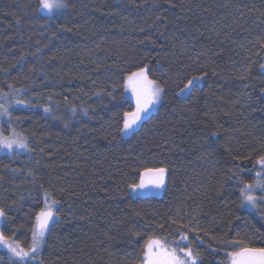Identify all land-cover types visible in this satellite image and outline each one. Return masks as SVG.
<instances>
[{"label":"trees","instance_id":"1","mask_svg":"<svg viewBox=\"0 0 264 264\" xmlns=\"http://www.w3.org/2000/svg\"><path fill=\"white\" fill-rule=\"evenodd\" d=\"M67 4L49 18L36 11L38 0H0V88L26 89L18 99L34 105L12 109V126L33 150L0 154V207L19 201L15 223L0 230L10 236L22 225L15 239L26 246L47 191L59 219L42 264H141L149 236L178 238L166 223L178 216L199 229L183 245L203 264H226L234 249L222 239L264 247V204L239 207L238 187L225 183L236 165L251 169L242 180H254L258 168L232 157L254 160L264 145V0ZM144 65L161 101L124 136L123 113L134 110L124 78ZM192 77L200 79L182 93ZM160 167L163 195L133 197L140 173ZM0 257L8 264L6 250Z\"/></svg>","mask_w":264,"mask_h":264},{"label":"snow or ice","instance_id":"2","mask_svg":"<svg viewBox=\"0 0 264 264\" xmlns=\"http://www.w3.org/2000/svg\"><path fill=\"white\" fill-rule=\"evenodd\" d=\"M68 7L67 0H38L36 8L37 12L47 13L49 18L60 10ZM20 18L17 17L19 23ZM55 36V33H53ZM24 60L21 55L17 61V66H22ZM264 68V65H261ZM148 65L138 67L135 71L130 72L125 76V87L129 88L135 99L136 107L132 112L123 113V127L118 128L121 133L130 131L133 127L143 118V114L148 112L150 106L159 100L161 95V88L159 84L149 79ZM5 72L8 69L4 70ZM203 75V74H202ZM200 77H192L188 80L185 88L194 86L195 82ZM243 79V77H242ZM8 91H4L0 88V118L6 117L5 123L9 125V134L5 135L4 130L0 129V152H7L10 155H19L22 151L30 153L33 149L30 148V139L28 136L21 132H17L12 126L14 119L12 116V109L15 105H23L25 107H33L30 100L18 99L22 95L26 94V89L15 88L12 84L7 85ZM102 91V90H101ZM264 92V89H261ZM99 96L100 93H94ZM111 96V94H109ZM115 99V97H111ZM51 100V97L49 98ZM43 111L47 114H53L55 109L48 104H45ZM72 111L75 113L76 109ZM82 111L87 115V108H83ZM67 126V125H66ZM259 154L255 156L253 160L250 156H236L232 157L235 164L236 161L241 163H251L253 168H258L255 172V179L252 181H244L239 175L243 171H251V169L240 168L236 165V171L231 168L228 169L230 175L225 177V183L233 181L239 189V207L256 209L258 204H264V195H257L256 193L264 194V145L258 150ZM166 169L160 168H145L140 173V181L138 184H132L129 187L132 189H146L148 187L159 188L165 183ZM29 170L28 175H31ZM34 178V177H33ZM23 199V198H21ZM44 205L36 212L34 219L31 222L30 242L25 246L21 241L15 239L16 234L23 227L22 225L10 229L12 235H5L3 230H0V246L7 249L8 264H42L40 259L42 254V248L47 242V236L51 231L52 221L59 219V214L54 211L59 201L52 199L51 195L45 191L44 193ZM19 201H13L11 204L5 207H0V227L11 226L15 223V217L10 215V211L15 209ZM183 217L177 219H170L167 221L168 230L177 234L178 238L171 243L175 247H169V241L162 240L154 236H149L144 242V246L141 249L142 257H140L141 264H203L199 258V254L195 253L191 246L180 247L181 244L189 242V233L193 231H199V229H193L188 225L181 223ZM158 231H165V225L161 224L157 226ZM139 236L140 233H134ZM198 239V238H197ZM221 247L232 248L226 254V264H264V247H249L243 240H226L220 241ZM2 259V257H0Z\"/></svg>","mask_w":264,"mask_h":264},{"label":"rangeland","instance_id":"3","mask_svg":"<svg viewBox=\"0 0 264 264\" xmlns=\"http://www.w3.org/2000/svg\"><path fill=\"white\" fill-rule=\"evenodd\" d=\"M41 13L44 14V15H48L47 13H44V12H41ZM189 89H190V86H189L188 88H186L182 93H186V92H188ZM126 96H127L132 102H133V104H134V110H135V107H136L135 99H134V97H133V95H132V92H131V90H130L129 88H126ZM160 101H161V95H160L159 100H157L154 104H152V105L150 106L149 111L143 114V118H145V117L151 115L154 111H156L157 108H158V106H159ZM14 107H25V106H23V105H15ZM134 110H133V111H134ZM143 118H142V119H143ZM142 119H141L140 121H138V123L133 127L132 130L127 131V132H124L123 135H124V136H129L131 133H133L135 130H137V129L139 128V126H140V123H141ZM4 120H7V118H6V117L0 118V125H1V123H2ZM21 153H23V151H22ZM0 154H8V153L5 151V152H0ZM165 185H166V173H165V183H164V185H162L161 187H159V188H155V187H151V186H150V187H148V188H146V189H135V190L132 189V188H130V194H131L133 197H147V196H153V197L156 196V197H159V196H162V195H163L164 190H165ZM246 209H250V208H246ZM250 210H251V209H250ZM252 210H253V209H252ZM54 211H56V208L54 209ZM55 220H56V219H54V220L52 221V223H53ZM168 246H169V247H175V245L172 244V243H169ZM180 247H184V245L181 244ZM0 249H4V250L7 251V249L3 248L2 246H0Z\"/></svg>","mask_w":264,"mask_h":264}]
</instances>
